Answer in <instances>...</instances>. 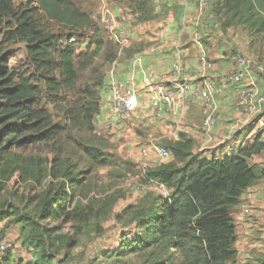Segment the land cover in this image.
<instances>
[{"label": "trees", "instance_id": "1", "mask_svg": "<svg viewBox=\"0 0 264 264\" xmlns=\"http://www.w3.org/2000/svg\"><path fill=\"white\" fill-rule=\"evenodd\" d=\"M116 1L137 13L138 21L155 17L149 0ZM213 10L225 30L243 27L254 39L264 35V0H216ZM52 24L67 31L64 43ZM102 30L77 0H25L18 5L15 0H0L1 44L24 43L29 61L28 69L13 66L11 53L0 48V188L22 169L19 157L11 160L12 149L49 145L69 130L92 126L100 113V92L94 88L103 85L104 77L98 75L95 83L80 86L79 70L91 67L99 55ZM81 35L88 42L80 52L76 45ZM167 148L168 161L147 173V179L165 187L167 196L160 194L148 208L137 210L134 219L142 234L130 242L122 240L120 248L107 255L123 256L152 246L154 253L157 249L167 253L166 261L171 254L176 256L174 264H238L232 209L246 189L264 177V168L249 162L264 151V143L256 140L237 155L208 158L194 153L193 139L180 133ZM83 150L95 164L107 165L98 152ZM58 193L46 202L49 217L60 216L64 209V195ZM10 217L0 208V221L6 226L21 224L24 234L29 230L24 244L38 250L36 261L25 264H53L49 229L31 216ZM63 217L72 219L70 214ZM164 261L161 257L154 264Z\"/></svg>", "mask_w": 264, "mask_h": 264}, {"label": "rangeland", "instance_id": "2", "mask_svg": "<svg viewBox=\"0 0 264 264\" xmlns=\"http://www.w3.org/2000/svg\"><path fill=\"white\" fill-rule=\"evenodd\" d=\"M21 1L25 2L15 0V4L18 5ZM77 2L83 6L85 0ZM97 4L98 0L93 1V7H97ZM118 20L121 25L125 22L121 16H118ZM96 23L100 26V22ZM52 29L61 37L60 43H64L67 31L57 24H52ZM100 36L106 42L105 50L114 54L119 45L105 31ZM256 40L259 44L257 47L264 53V35ZM85 41L87 38L81 35L76 45L78 51L84 50ZM0 48L3 52L11 53V65L28 69L29 61L24 43L1 44L0 39ZM106 54L94 59L91 67L85 70L80 68V86L91 85L98 80V75L104 74L109 63ZM100 88L94 90L100 92ZM46 106L53 111L51 105ZM139 110L137 108L128 120V131L127 127L116 131L98 114L90 128L69 130L55 143L12 149L11 160L19 157L22 169L14 172L0 188V208L11 214L10 220L21 213L33 217L44 229H49L47 236L50 244L53 243L49 247L53 254V264H154L161 257L165 259L163 264L177 262V257L173 254L166 261L167 253L160 249L154 253L152 246L128 255H107L108 252L119 249L122 240L130 242L138 234H142L134 213L148 208L164 190L158 183L147 179V173L162 163L156 147H167V142L157 132L153 133L150 125L139 123ZM83 148L98 152L103 160H107V165L95 164ZM57 156L60 158L57 159ZM166 161L168 160L164 162ZM144 163L149 165L144 166ZM56 170L58 175L54 176ZM70 178H74L75 185L70 183ZM57 190L58 194L64 195V209L60 216L49 217L46 202L57 194ZM246 209L249 212H245ZM241 212V218L233 215L238 232V264H264V243L250 249L251 251L244 244L245 223L252 221L251 209L243 207ZM65 214H70L72 219L65 220ZM16 224L21 231L18 238L21 244H18L17 250L23 256L22 260H29L30 248L34 253L38 250L24 244L29 230L24 234L21 224L9 225Z\"/></svg>", "mask_w": 264, "mask_h": 264}, {"label": "crops", "instance_id": "3", "mask_svg": "<svg viewBox=\"0 0 264 264\" xmlns=\"http://www.w3.org/2000/svg\"><path fill=\"white\" fill-rule=\"evenodd\" d=\"M93 1L85 0L83 10L99 16L104 8L110 9L117 18L121 16L125 20L123 26L134 34L131 43L126 47H117L114 54L105 50L106 42L101 38L104 45L98 56L107 53L109 59L108 69L103 74L104 85L99 93V114L104 122L114 129L111 117L112 86L119 83L138 93L139 123L150 125V130L157 132L166 142L178 140L180 133L186 134L194 141L193 152L201 157L237 155L241 150L250 148L256 140L264 143V130L251 124L259 115L257 101L251 104L242 102L233 85L221 81L236 67V55L243 54L250 62V70L242 84L253 89L257 95L264 96V53L257 47V40L243 27L222 28L213 10L216 0H212V7L208 10H201L198 0H149L155 17L145 21H138L137 13H132L116 0H98L95 10ZM87 42L88 39L83 43L85 47ZM202 56L212 63L211 68L201 63ZM180 57L185 60L181 81L188 82L193 88H201L207 80H212L223 87L222 92L214 98L218 119L209 132L204 129L206 108L199 98H180L174 108H168L165 104L160 108L152 105L154 85H171L173 66ZM131 115L116 131L127 127ZM249 162L264 168V151L252 155ZM243 207L251 209L252 221L245 223L244 236V244L250 250L264 243V177L246 189L240 203L233 207L232 216L241 218ZM0 231L14 242L10 259L5 264L36 261L38 251L31 252L32 248L28 254L31 258L21 259L23 256L17 250L18 244H21L18 240L21 231L17 224L6 226L5 221H0Z\"/></svg>", "mask_w": 264, "mask_h": 264}, {"label": "built area", "instance_id": "4", "mask_svg": "<svg viewBox=\"0 0 264 264\" xmlns=\"http://www.w3.org/2000/svg\"><path fill=\"white\" fill-rule=\"evenodd\" d=\"M198 6L201 10H208L212 7V0H198ZM92 19L100 22V27L114 40L119 46L126 47L134 37L132 30L121 25L117 16L110 9L104 8L99 16L91 15ZM236 67L221 79L223 84H231L242 102L251 104L257 101V112L259 115L253 119L254 124L259 130H264V96L257 95L253 89L243 86L242 82L246 79L250 70V62L243 54L236 55ZM201 63L206 68H211L212 63L205 56H202ZM174 76L171 85L157 83L152 90V105L160 108L165 104L168 108H174L180 98L201 99L206 108V117L204 120V129L209 132L211 127L218 119L217 106L215 104V95L222 92L223 87L216 84L215 81L207 80L201 88H193L188 82L181 81V76L185 71V60L183 57L177 59L173 66ZM187 105L189 103H186ZM139 107V95L135 89L115 83L112 86L111 99V117L113 119L114 129H119L123 121L133 114ZM250 107V105H249ZM156 152L162 162L170 158V150L165 146H157ZM147 154V153H146ZM149 164L144 163V166ZM163 187V186H162ZM163 196H167V191L163 187ZM245 212H249L248 209ZM14 242L11 238L0 231V264H4L8 252L12 249Z\"/></svg>", "mask_w": 264, "mask_h": 264}]
</instances>
